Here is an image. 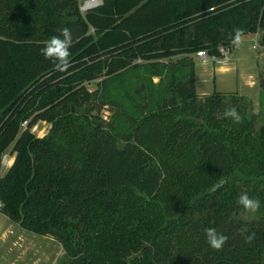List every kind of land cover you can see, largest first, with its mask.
Listing matches in <instances>:
<instances>
[{"label": "trees", "instance_id": "trees-1", "mask_svg": "<svg viewBox=\"0 0 264 264\" xmlns=\"http://www.w3.org/2000/svg\"><path fill=\"white\" fill-rule=\"evenodd\" d=\"M63 27L73 36L66 71L41 54ZM237 28L261 33L264 47V0H106L86 18L77 0H0V171L15 155L0 176L2 213L60 243L65 264H264V215L245 220L237 203L247 193L264 211V174L245 171L254 146L232 143H264V128L253 136L240 114L242 123L224 117L223 131L208 129L204 115L216 120L225 106L218 94L199 98L192 61L236 50ZM174 64L179 76L126 116L127 133L100 116L111 102L86 88ZM38 122L52 124L43 139L30 133ZM207 228L228 237L222 250Z\"/></svg>", "mask_w": 264, "mask_h": 264}, {"label": "rangeland", "instance_id": "rangeland-1", "mask_svg": "<svg viewBox=\"0 0 264 264\" xmlns=\"http://www.w3.org/2000/svg\"><path fill=\"white\" fill-rule=\"evenodd\" d=\"M261 33L243 37V43L231 52L230 62L219 65L211 61L203 62L195 56L196 92L200 99L221 96L226 109L235 107L248 121L254 123L253 133L264 128V91L260 83L264 80V47L260 45ZM176 62L175 60L173 61ZM181 68L170 65L159 68L128 69L115 77H104L90 84L86 88L90 92L99 90L100 101L111 102L99 113L104 121L112 123L120 133L129 132L126 116L139 114L142 106L150 102L156 103V94L164 95L165 88L170 83V76H179ZM184 70L183 72H188ZM142 90L141 93H137ZM113 103L115 105H113ZM221 115V114H220ZM211 131H223L227 121L224 115L216 120L205 122ZM222 118V119H221ZM33 118L29 119L31 122ZM36 134L42 136L50 134L52 124L38 122ZM37 124V123H36ZM251 135V137H252ZM244 139L232 143L237 150L242 147L247 151L250 144L254 153L247 154L251 160L248 174H264V143ZM121 146H124L121 143ZM251 153V151H250ZM6 172H1L3 176ZM208 175L206 180H212ZM215 181L210 185L213 186ZM209 188V187H208ZM264 215L259 209L256 213L245 212V220H257ZM68 260L60 243L50 237L37 236L26 232L0 212V264H65Z\"/></svg>", "mask_w": 264, "mask_h": 264}, {"label": "clouds", "instance_id": "clouds-1", "mask_svg": "<svg viewBox=\"0 0 264 264\" xmlns=\"http://www.w3.org/2000/svg\"><path fill=\"white\" fill-rule=\"evenodd\" d=\"M59 35L52 36L41 49V54L46 60L52 61L58 70L66 71L70 67L69 57L70 48L73 46V36L69 28L63 27L59 30ZM243 30L235 29L231 42L235 46L243 43ZM225 118L232 119L235 123H242L243 117L235 107L226 109L223 113ZM237 203L248 213H256L261 208V202L258 199L251 198L247 193L241 194ZM205 236L209 246L220 251L228 241V237L223 233H218L215 228L205 229ZM254 239V233L249 234L247 242L251 243Z\"/></svg>", "mask_w": 264, "mask_h": 264}, {"label": "built area", "instance_id": "built-area-1", "mask_svg": "<svg viewBox=\"0 0 264 264\" xmlns=\"http://www.w3.org/2000/svg\"><path fill=\"white\" fill-rule=\"evenodd\" d=\"M106 0H77L78 3V10L82 18H86L88 14L91 12L101 8L105 4ZM231 50L228 48H219V57H209L206 52H200L197 54V58L202 60L203 62L211 61L213 63L219 64V65H227L230 62V54ZM41 123V122H40ZM46 123V122H42ZM38 124H35L31 129L30 133L34 135L37 139H43L47 136V134L43 132L42 136H38L36 134L38 130ZM29 128L28 122H24L22 124V129L25 131ZM15 162V155H13L10 151H7L2 159H1V171L0 176L2 175L1 172H7L14 164ZM4 209L3 201L0 198V212H2Z\"/></svg>", "mask_w": 264, "mask_h": 264}, {"label": "crops", "instance_id": "crops-1", "mask_svg": "<svg viewBox=\"0 0 264 264\" xmlns=\"http://www.w3.org/2000/svg\"><path fill=\"white\" fill-rule=\"evenodd\" d=\"M17 225V224H16Z\"/></svg>", "mask_w": 264, "mask_h": 264}]
</instances>
